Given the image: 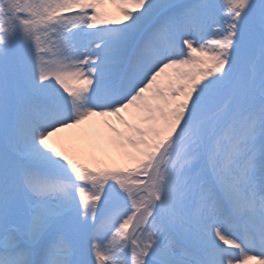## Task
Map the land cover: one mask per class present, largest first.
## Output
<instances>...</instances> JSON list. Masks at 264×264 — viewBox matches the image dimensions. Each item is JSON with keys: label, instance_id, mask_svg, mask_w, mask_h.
Listing matches in <instances>:
<instances>
[{"label": "snow or ice", "instance_id": "snow-or-ice-1", "mask_svg": "<svg viewBox=\"0 0 264 264\" xmlns=\"http://www.w3.org/2000/svg\"><path fill=\"white\" fill-rule=\"evenodd\" d=\"M0 264H264V0H0Z\"/></svg>", "mask_w": 264, "mask_h": 264}]
</instances>
